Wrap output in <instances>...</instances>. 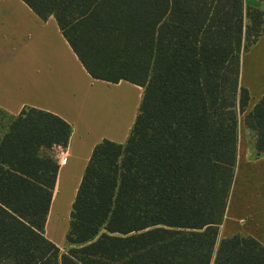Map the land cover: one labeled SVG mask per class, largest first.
Here are the masks:
<instances>
[{
  "label": "trees",
  "instance_id": "1",
  "mask_svg": "<svg viewBox=\"0 0 264 264\" xmlns=\"http://www.w3.org/2000/svg\"><path fill=\"white\" fill-rule=\"evenodd\" d=\"M54 15L87 71L143 87L124 143L99 142L66 250L46 235L70 124L24 107L0 141V264H264L253 236L220 239L239 117L264 152V94L248 110L241 57L264 32L245 0H24ZM263 1L264 0H260Z\"/></svg>",
  "mask_w": 264,
  "mask_h": 264
},
{
  "label": "crops",
  "instance_id": "2",
  "mask_svg": "<svg viewBox=\"0 0 264 264\" xmlns=\"http://www.w3.org/2000/svg\"><path fill=\"white\" fill-rule=\"evenodd\" d=\"M251 5L264 9L260 0H251ZM262 59L264 32L241 57L240 82L251 95L248 110L264 94ZM142 95L143 87L130 81L94 78L54 15L42 18L24 0H0V141L26 106L55 113L71 126L67 146L53 149L59 170L47 235L60 210H72L95 146L104 139L127 140ZM255 139L241 118L235 176L220 237L253 236L264 245V152H257Z\"/></svg>",
  "mask_w": 264,
  "mask_h": 264
},
{
  "label": "rangeland",
  "instance_id": "3",
  "mask_svg": "<svg viewBox=\"0 0 264 264\" xmlns=\"http://www.w3.org/2000/svg\"><path fill=\"white\" fill-rule=\"evenodd\" d=\"M245 2L249 5H251V0H245ZM251 49V47H250ZM250 49L248 51H250ZM244 52L242 54V56H245L247 54V52ZM261 61V65L264 66V60H260ZM256 68V67H255ZM245 115L241 114L239 117V122L241 120V118H243ZM72 208V207H71ZM70 214H71V210L68 207H65L63 210H60V214L58 215V221L54 226H50L51 231L49 232V235L52 237V240L58 244L61 249L63 251L66 250V235L68 233L69 227H70ZM221 232V229H220ZM47 235V233H46ZM49 235H47L49 237ZM221 239V237H220Z\"/></svg>",
  "mask_w": 264,
  "mask_h": 264
},
{
  "label": "built area",
  "instance_id": "4",
  "mask_svg": "<svg viewBox=\"0 0 264 264\" xmlns=\"http://www.w3.org/2000/svg\"><path fill=\"white\" fill-rule=\"evenodd\" d=\"M64 158H65V156H64Z\"/></svg>",
  "mask_w": 264,
  "mask_h": 264
}]
</instances>
